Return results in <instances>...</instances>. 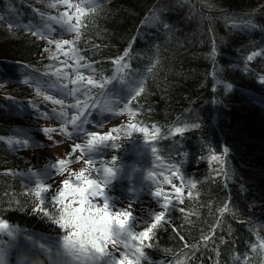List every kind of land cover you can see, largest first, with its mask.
Segmentation results:
<instances>
[{
	"label": "trees",
	"instance_id": "1",
	"mask_svg": "<svg viewBox=\"0 0 264 264\" xmlns=\"http://www.w3.org/2000/svg\"><path fill=\"white\" fill-rule=\"evenodd\" d=\"M101 2V12L93 16L85 14L88 18L78 42L82 55L96 61V67L103 69L104 75H114L110 82L113 84L121 79V74L115 72V61L110 58L122 54L130 40L131 68L123 73L125 80L134 78L136 73H148L158 46L159 64L146 75V90L132 102L133 106L141 107L139 120L158 123L162 133L176 122L199 125L196 129H185L184 133L157 137L159 152L167 158L169 154L173 159L179 157L182 169L197 180V185L191 189L193 197L185 195L171 209L180 233L170 226L160 229L153 241L159 246L147 249L152 264L162 259L174 264L173 255L163 249L181 248L179 235L188 243L201 245L196 250V260L190 264H199L201 259L203 264H213L214 245L210 243L204 248L201 236L218 219L223 225L214 229V235L228 237V242L220 245L221 264H244L243 258L234 261L236 253L247 257L248 264H264V249L259 248L256 239L257 232L264 235V104L248 93L264 95V83L258 79L264 72V55L258 54L249 62L251 71L243 68L244 57L261 47L264 29L233 28L224 18L237 14L247 19L252 12L255 22L264 25V0ZM151 9L160 10L162 20L171 25V36L149 14ZM60 10V6L50 7L49 0H0V136L23 131L28 118L19 109L39 96L35 85L25 83L23 77L38 70L46 71L45 66L52 62L45 46L47 37L14 22L30 20L36 24L44 19L41 12L55 15ZM142 20L146 21L143 25ZM93 44L101 45L98 51L92 50ZM213 45L217 49L215 64L210 55ZM214 67L216 76L212 75ZM223 81L233 87L226 90ZM214 83L216 88L212 87ZM225 146L230 150L223 165L201 158L206 150L223 153ZM185 151L189 154L187 158L182 155ZM24 165L13 147L0 141V202L6 204L11 200L15 205L19 200L24 206V210L14 206L6 211L0 206V214L19 226L18 235L47 233L57 237L62 230L43 213L33 212L32 196L23 192L29 186L14 171ZM225 167L227 176L222 171ZM6 168L12 171L5 173ZM214 173L220 174L219 179ZM225 205L229 210L221 214L219 209ZM181 208L188 209L187 219ZM229 225L233 229L231 234ZM252 243L258 247L250 251Z\"/></svg>",
	"mask_w": 264,
	"mask_h": 264
},
{
	"label": "snow or ice",
	"instance_id": "2",
	"mask_svg": "<svg viewBox=\"0 0 264 264\" xmlns=\"http://www.w3.org/2000/svg\"><path fill=\"white\" fill-rule=\"evenodd\" d=\"M85 0L77 3L76 0H49V5L52 8L59 9L60 5H65L62 11L57 14L41 12L44 19L41 21L40 27H36V35L47 37L46 49L52 59V63L45 66L46 75L41 76L36 72L31 75L24 76L25 83L35 85L37 94L43 97L44 103L51 102L52 107L48 110L40 106L37 100H30L32 109L36 110L37 114L44 118H54L60 122L55 127L43 125L41 131L51 138L53 131H59L64 136L73 139L75 142L68 147L66 155L59 157L54 161H50L46 168L49 169V176L61 174L58 183L45 182L41 173L32 168L30 171L35 176L34 186L24 187L23 192L32 196V211L43 213L54 225L62 230L60 234V242L67 246L69 243L80 241L83 243L88 240L96 249L98 256L97 260L105 261V264H152V258L149 256L147 249L158 247V242L154 243L155 237L158 236L159 230L165 227H172L177 234L180 233V227L175 224L174 217L171 215V209L176 207L174 201H183L185 195L193 197L194 192L191 190L196 187L197 180L191 176H185L181 170L183 161L177 162L179 157L173 159L169 154L168 159L171 163H165V157L160 156V151L156 141L158 136L171 135L172 133H184L185 129H196L199 127L197 123H179L176 122L169 125L164 133L161 132V127L158 123H153L151 128L146 122L139 120L141 107L133 106L132 102L138 99V94L146 90L145 79L148 73L159 64V48L153 62L148 67V73H137V85L128 95V102L122 107H117V98L104 91L107 82L112 79L111 76H106L103 69L96 67V61L89 59L88 56L82 55V49L78 47V42L82 39L84 20L88 16H93L103 10L101 0H87L90 6H84ZM72 9V11H69ZM37 11H41L37 9ZM253 12L255 10H252ZM159 9H151L150 15L155 17V22L162 24L164 29L171 36V25L162 20ZM85 14H88L86 16ZM249 18H240L237 14L224 17L229 25L233 28H262L252 18V12L247 14ZM52 21H55L61 26V31L74 32L71 38H56L51 39L55 29L52 26ZM74 21V22H73ZM146 23L141 21V25ZM11 27V25H9ZM31 31L33 25H25ZM135 39V37H133ZM54 46V47H53ZM132 41L123 49L122 54L111 57L115 61L114 67L117 74H121L120 78H125L124 74L127 69L131 68L129 59L132 56L131 48ZM101 45H92V50L98 51ZM217 49L215 45L211 50V57L214 60ZM258 54L264 55V46L249 52L244 57L243 68L245 71H251L249 62ZM63 55L64 59H61ZM69 61H72L69 63ZM29 68H35V65H29ZM222 70V69H221ZM55 76V80L51 76ZM99 74L97 78L96 74ZM213 76L217 75V70L213 69ZM258 79L264 83V72L259 74ZM7 83V81H5ZM226 90L233 87V84L223 81ZM216 88V84L212 85ZM95 88V91H93ZM58 90L59 95L53 94L52 90ZM70 97L71 99H65ZM14 99V98H12ZM264 102V101H262ZM93 112L97 113V119H93ZM104 113L124 114L127 113V120L122 124H113L107 130H91V126L97 128L103 127ZM133 132L143 134L145 142L149 144L154 160L157 164L147 170L146 176L152 181L150 193L158 200L157 208L150 211V215L146 218L136 214L135 206L128 204L127 206H117L113 203V196L108 192V184L115 173L113 164L108 162L96 163V154L101 153L105 148L119 149L121 147L117 137L121 133L131 137ZM116 133V135H114ZM27 136V138H25ZM0 141L7 142L8 146L15 148H25L34 144L42 143L39 140H33L30 132H25L18 135L0 136ZM178 143V142H177ZM228 146H225L223 153L212 151L210 160H215L219 164L225 163V155L229 152ZM178 151V149H177ZM79 153V154H77ZM188 156L185 151L182 154ZM87 157V159L85 158ZM101 159H104L101 157ZM118 157L113 155L112 161H116ZM82 166L74 167L76 163H81ZM156 167L165 168L163 172L154 170ZM95 170V174H94ZM101 170L102 173H101ZM5 173L12 171L4 169ZM223 174L227 176V168L223 170ZM219 179V173H214ZM173 177H179V183H174ZM170 185V188L162 185ZM185 186L189 191L185 193ZM134 192V189H130ZM137 201L136 197H133ZM0 206L4 210L12 207H20L24 210L22 203L17 200L15 205L10 200L6 204L0 202ZM187 219L188 209L181 208ZM228 206L225 205L219 209L220 213H225ZM199 215V212H197ZM223 221L218 219L216 224L209 229L207 234L201 236L203 247L211 243L214 245L216 259L213 264H221L220 245L228 242V237L214 235V229L222 226ZM19 226H13L11 222L0 214V232H6L9 236L15 235ZM229 234L233 229L229 225ZM120 241L121 251L119 255H113L115 249L111 248L110 241ZM182 241V246L179 249L173 250L169 247H164L165 253H171L175 258L174 264H190L197 257V249L201 247L199 242L188 243L183 235H179ZM256 239L259 241V248L264 249V235L256 233ZM218 241V243H217ZM0 244H7L6 241H0ZM41 247L50 246L41 245ZM256 243L251 244L252 249H257ZM234 251V250H233ZM240 258L244 259V264H248L247 257H241L236 253L233 256L234 261ZM0 264H10L9 253L7 248L0 247ZM55 264H61L56 260ZM77 264H80L77 261ZM84 264H88L87 260ZM155 264H173L170 260L155 261ZM203 264V260L199 261Z\"/></svg>",
	"mask_w": 264,
	"mask_h": 264
},
{
	"label": "rangeland",
	"instance_id": "3",
	"mask_svg": "<svg viewBox=\"0 0 264 264\" xmlns=\"http://www.w3.org/2000/svg\"><path fill=\"white\" fill-rule=\"evenodd\" d=\"M77 3L81 2V0H76ZM88 3H84V6ZM90 6V4H88ZM61 11L65 7V5H61ZM69 11H72V9H69ZM74 22V21H73ZM26 25H32L30 22H27ZM74 35V32H66L58 35V38H71ZM61 59H64L63 55H61ZM72 61H69L71 63ZM52 63V62H51ZM129 82V81H128ZM129 85L131 86L126 88L127 92L125 91L124 86V80H120L118 83L114 84V89L106 92L108 94H111L114 98H117V107H122L124 103H127L128 95L131 94L133 91V88L137 85L134 82H130ZM53 94L59 95V92L56 90H52ZM120 97V98H119ZM43 98V97H42ZM65 99H71L70 97H65ZM43 104L41 105L42 108H45L46 110L50 109L52 107L51 102H48L47 104L44 103V100L42 99ZM29 113V111H27ZM31 113V111H30ZM31 117L28 120V124H26V129H23V131H19L20 134H23L25 132H30L32 135L33 140H39L42 143L34 144L32 146H28L25 148H15V151L17 154H19L23 160L27 163V168L24 170V173L22 175L27 178V181L30 185L34 186L35 184V176L31 173L32 168H36L40 173L42 178L45 180V182H54L58 183L59 179L61 178V174L57 173L54 177L49 176V169L46 168V165L50 161H54L55 159L59 157H63L66 155V152L68 150V147L71 143L75 142L73 139H70L63 134H61L58 130L53 131L51 134V138L44 134L41 131V127L43 125H50L55 127L57 124H59L62 121H59L54 118H44L37 114L36 110L31 113ZM104 120L102 121L103 127L97 128L95 126H90L91 130H107L111 125L113 124H122L124 121L127 120V113L124 114H113V113H104ZM93 118L97 119V113L93 112ZM148 125V124H147ZM150 128L152 124L148 125ZM116 135V133H114ZM27 138V136L25 137ZM118 141L121 144V147L119 149H112L111 147L105 148L101 153L96 154V163L100 164L102 162H108L110 164L114 165L115 173L113 177L116 179L114 181L113 177L111 178L109 184H108V192L113 196V203L117 206L123 205L127 206L128 204H133L135 206V211L137 215L148 217L150 215V211L157 208L158 200L153 197L150 193V188L153 186L152 181L149 180L146 176L147 170L150 168H153L157 161L154 160L153 154L150 150L149 142H145L143 140V134L139 132H133L131 137H128L121 133L117 137ZM213 150H209L205 152L202 156L206 161H210L209 157L211 156ZM217 152V151H216ZM79 154V153H77ZM113 155H116L118 159L116 161H112L111 157ZM103 157L104 159H101ZM87 159V157H85ZM165 163H171V160H165ZM74 167H80L82 166L81 163H76L73 165ZM129 170L127 173L126 170ZM154 170L163 172L166 169L165 168H159L156 167ZM182 170V169H181ZM103 170H101L102 173ZM141 171V172H140ZM183 171V170H182ZM123 172H125L123 174ZM185 173V172H184ZM95 174V170H94ZM137 176V177H136ZM185 176H190L185 173ZM129 177H136L138 182L136 184L131 181L130 185H127V179ZM192 177V176H191ZM179 177H173L174 183H179ZM136 186L138 190H140L142 193L141 195L135 196L134 194H129L127 191L121 189V188H129L131 186ZM163 187L170 188V185L164 184ZM189 191L188 187L185 186V193ZM133 197L138 198L137 201ZM60 242L57 243L55 246H52L56 248L59 246ZM11 254L9 255V262L10 264H14L13 260L16 256V251L18 250L17 247H14L11 249ZM116 255H119V252L116 253ZM19 259L17 260L16 264H32L33 256L27 259L26 256L20 257V253L17 255ZM54 257V258H53ZM51 259L55 260V256H53ZM13 258V259H12ZM42 264H47L46 261ZM50 264V262L48 263ZM55 264V263H51Z\"/></svg>",
	"mask_w": 264,
	"mask_h": 264
},
{
	"label": "clouds",
	"instance_id": "4",
	"mask_svg": "<svg viewBox=\"0 0 264 264\" xmlns=\"http://www.w3.org/2000/svg\"><path fill=\"white\" fill-rule=\"evenodd\" d=\"M92 243L88 240H85L83 243L77 240L64 246L60 242L59 246L56 247V260L60 261L61 264H77V261L80 264H84L85 260H87L88 264H105V261L97 260L98 253L92 246ZM110 243L111 248L115 249L113 255L121 251L118 239L110 241ZM32 264H42V262L39 259H34Z\"/></svg>",
	"mask_w": 264,
	"mask_h": 264
},
{
	"label": "bare ground",
	"instance_id": "5",
	"mask_svg": "<svg viewBox=\"0 0 264 264\" xmlns=\"http://www.w3.org/2000/svg\"><path fill=\"white\" fill-rule=\"evenodd\" d=\"M26 23H27V22L21 21V22H19L18 25H19V26H22V27H25Z\"/></svg>",
	"mask_w": 264,
	"mask_h": 264
}]
</instances>
